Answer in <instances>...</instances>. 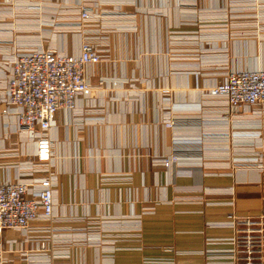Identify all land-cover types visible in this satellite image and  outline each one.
I'll list each match as a JSON object with an SVG mask.
<instances>
[{
  "label": "crops",
  "instance_id": "1",
  "mask_svg": "<svg viewBox=\"0 0 264 264\" xmlns=\"http://www.w3.org/2000/svg\"><path fill=\"white\" fill-rule=\"evenodd\" d=\"M248 1L236 8L230 0H82L98 17L78 20L80 0H0L2 58L26 46L31 32L74 53L84 32L106 37L103 59L85 68L92 89L78 106L87 113L74 118L61 108L49 129L57 175L51 223L86 226L118 217L139 218L140 226L115 232L112 245L100 242L109 238L103 232L98 243L73 246L70 264H203L210 251L229 246L233 229L222 223L228 214H264L259 171L231 162L252 148L264 154V110H231L221 119L201 97L221 68L264 67V0ZM224 10L226 30L211 19L201 26L217 30L198 32L199 15ZM5 79L0 74V108ZM35 151L34 140L16 130L15 107L0 111V180L15 179ZM171 153L177 165L154 164ZM0 241V264H28L9 256L35 241L14 229Z\"/></svg>",
  "mask_w": 264,
  "mask_h": 264
},
{
  "label": "built area",
  "instance_id": "2",
  "mask_svg": "<svg viewBox=\"0 0 264 264\" xmlns=\"http://www.w3.org/2000/svg\"><path fill=\"white\" fill-rule=\"evenodd\" d=\"M94 4L102 5L96 1ZM96 16L80 0L75 17L85 20ZM45 44L17 48L10 56L0 57V74L6 75L5 82L1 83L6 96L0 111L7 113L14 106L16 130L25 132L36 146L35 155L20 168L15 179L0 180V235L6 229H14L20 231L24 239L36 242L29 250L16 249L17 254H12L9 259L16 256L24 257L28 264H70L73 246L98 243L103 232H108L109 238L100 242L112 245L116 241L115 232L128 229L132 224L138 229L140 222L139 218L130 221L116 217L98 219L95 224L86 226L51 223L54 220L57 175L51 170L54 160L49 129L61 108L69 110L74 118L87 113L86 108L78 106V98L89 96L92 89L85 68L102 60L106 47L91 35L83 38L77 53ZM217 74L219 77L215 83L201 97L209 108L217 109L221 119H227L231 110L249 108L259 113L264 110V67H226ZM169 91L168 87L161 90L167 102L170 101ZM173 123L170 117L164 121L166 126ZM247 151L233 155L231 162L255 167L259 171V186L264 195V154L253 148ZM178 160L176 153L153 158L154 164L161 169L177 165ZM227 218L222 223L233 229L232 235L226 238L229 246L210 251L203 264H264V214H228ZM6 241L12 244L14 240ZM110 253L107 251L105 256ZM143 261L144 264H175L173 259L144 258Z\"/></svg>",
  "mask_w": 264,
  "mask_h": 264
},
{
  "label": "rangeland",
  "instance_id": "3",
  "mask_svg": "<svg viewBox=\"0 0 264 264\" xmlns=\"http://www.w3.org/2000/svg\"><path fill=\"white\" fill-rule=\"evenodd\" d=\"M245 1V2H244ZM248 0H230V6H231V4H235V6H236V8L237 7H241L240 5L244 2V3H246ZM249 2V1H248ZM249 3H254V0H251ZM229 8V7H228ZM219 13H221V12H219ZM228 10H224L223 11V13L222 14H218V15H212V16H209V17H205V16H198V18H197V23H199L200 25L198 26H196V27H198V32H200V31H202V28H205V29H208V30H217V27L214 25V26H210V25H208V26H201V24L202 23H208V24H210V23H212V22H214V21H212L211 19H213V20H216V21H220V23H219V26L221 27V29L219 30V31H222V30H226L227 29V25H226V21L228 20L227 18H228ZM230 17V16H229ZM38 33L39 32H31L30 34L28 33L27 35H29V36H27V38H28V40H30V41H28V43L26 44V46H32V45H34V44H37L38 45V43H42V45H44L46 42L45 41H43L42 39H41V37L40 36H38ZM192 34V36H193V34L194 33H191ZM86 35H91L94 39H96L99 43H102V44H106V37H105V34H99L98 32H84L83 33V35H82V37H81V41H80V44H81V42H82V40H83V38L86 36ZM43 38V37H42ZM220 38H226V36L225 35H222V37H220ZM44 39V38H43ZM45 46H47L46 44H45ZM104 46V45H103ZM104 48H105V46H104ZM106 49V48H105ZM104 49V50H105ZM241 68H243V67H241ZM219 77V76H218ZM169 247H171V246H169ZM173 248L171 247V249H166V250H172ZM174 252H175V255H177V253L179 254L180 252H178V251H176V250H174Z\"/></svg>",
  "mask_w": 264,
  "mask_h": 264
}]
</instances>
